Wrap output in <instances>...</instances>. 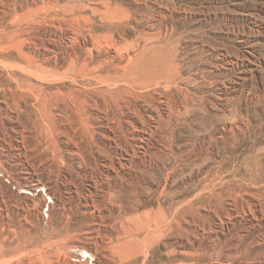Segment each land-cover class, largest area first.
Segmentation results:
<instances>
[{
    "label": "rangeland",
    "instance_id": "1",
    "mask_svg": "<svg viewBox=\"0 0 264 264\" xmlns=\"http://www.w3.org/2000/svg\"><path fill=\"white\" fill-rule=\"evenodd\" d=\"M0 264H264V0H0Z\"/></svg>",
    "mask_w": 264,
    "mask_h": 264
}]
</instances>
